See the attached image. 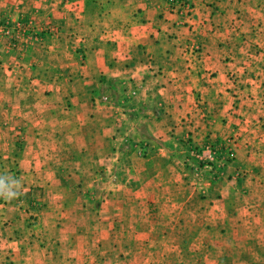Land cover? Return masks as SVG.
Segmentation results:
<instances>
[{
    "label": "crops",
    "instance_id": "obj_1",
    "mask_svg": "<svg viewBox=\"0 0 264 264\" xmlns=\"http://www.w3.org/2000/svg\"><path fill=\"white\" fill-rule=\"evenodd\" d=\"M24 17L56 34L0 40V161L20 185L0 199V264L264 248V0H190L186 18L164 0H0V20Z\"/></svg>",
    "mask_w": 264,
    "mask_h": 264
},
{
    "label": "rangeland",
    "instance_id": "obj_2",
    "mask_svg": "<svg viewBox=\"0 0 264 264\" xmlns=\"http://www.w3.org/2000/svg\"><path fill=\"white\" fill-rule=\"evenodd\" d=\"M16 155L14 154L11 158L12 162H15ZM6 162L3 163L0 161V194H4L5 192H16L18 190V178L19 174L16 169L7 168ZM20 191V189H19ZM0 195V199H1ZM20 196V195H19ZM1 202V201H0ZM27 199L25 197H20L18 203L21 208H24L26 211V206H28ZM32 202V201H30ZM12 201L9 202L11 204ZM38 205L33 206L32 208H28L30 214L33 216L39 214L40 210L43 208L42 202H34ZM40 204V205H39ZM17 205V204H16ZM239 206H232L234 208L242 207L244 205L243 202H238ZM29 218H32L33 216ZM103 223H107V220ZM108 241L106 240V243ZM204 245V244H203ZM213 248L194 250L188 249L185 247L182 249L181 258L183 260L182 264H192V257H198L201 260L198 264H264V248L257 244L255 248H250L249 244H225L226 247L216 248L220 244H212ZM254 244H251L253 246ZM188 246V245H187ZM187 257H189L187 259ZM206 257V258H205ZM190 261L187 263L185 260Z\"/></svg>",
    "mask_w": 264,
    "mask_h": 264
},
{
    "label": "built area",
    "instance_id": "obj_3",
    "mask_svg": "<svg viewBox=\"0 0 264 264\" xmlns=\"http://www.w3.org/2000/svg\"><path fill=\"white\" fill-rule=\"evenodd\" d=\"M168 7L176 12L177 15L186 18L190 12V0H164ZM56 29L49 24L44 26H38L33 23L29 17H24L10 22L8 20H0V40L5 41L10 48L17 49L19 53H22L24 47L38 43L41 41L43 35H55ZM138 155L140 151L138 150ZM211 153L208 145L203 146V149L196 154L197 161L203 160ZM33 206L38 205L33 202Z\"/></svg>",
    "mask_w": 264,
    "mask_h": 264
},
{
    "label": "trees",
    "instance_id": "obj_4",
    "mask_svg": "<svg viewBox=\"0 0 264 264\" xmlns=\"http://www.w3.org/2000/svg\"><path fill=\"white\" fill-rule=\"evenodd\" d=\"M140 151V157H144L146 154H147V151H148V148H147V145L146 144H142V143H140V144H138V146H137V151ZM198 163H200L201 165H203V163H201V162H198ZM28 204H29V207L30 208H32V206H30V204H31V202L29 201L28 202Z\"/></svg>",
    "mask_w": 264,
    "mask_h": 264
},
{
    "label": "clouds",
    "instance_id": "obj_5",
    "mask_svg": "<svg viewBox=\"0 0 264 264\" xmlns=\"http://www.w3.org/2000/svg\"><path fill=\"white\" fill-rule=\"evenodd\" d=\"M19 187H20V185L18 186V190L16 192H8V194L4 195L5 198L11 199V198H14L15 196H17L18 192H19ZM0 195H3V194H0Z\"/></svg>",
    "mask_w": 264,
    "mask_h": 264
}]
</instances>
